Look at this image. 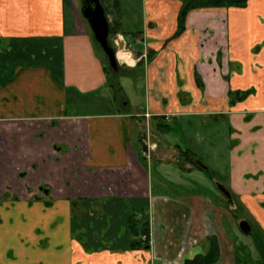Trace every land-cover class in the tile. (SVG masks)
<instances>
[{
    "label": "crops",
    "instance_id": "obj_1",
    "mask_svg": "<svg viewBox=\"0 0 264 264\" xmlns=\"http://www.w3.org/2000/svg\"><path fill=\"white\" fill-rule=\"evenodd\" d=\"M71 5L0 0V264H248L234 243L236 204L250 219L245 234L252 222L260 231V242L245 240L246 254L254 248L259 261L264 0L191 10L180 33L179 0H142L137 30L116 34L134 49L117 52L130 72L122 75L133 90L142 82L133 108L126 95H116ZM122 12L120 23H129ZM117 89L124 92L119 81ZM112 104L115 110L107 111ZM206 118L223 134L229 169L222 184L233 203L209 197L217 192L214 179L195 173L205 171L165 160L164 144L174 141L168 122L204 130L212 123ZM145 126L158 133L146 164L139 158ZM151 170L175 183L155 188ZM143 218L149 247L129 248ZM82 222L93 226L75 232Z\"/></svg>",
    "mask_w": 264,
    "mask_h": 264
},
{
    "label": "rangeland",
    "instance_id": "obj_2",
    "mask_svg": "<svg viewBox=\"0 0 264 264\" xmlns=\"http://www.w3.org/2000/svg\"><path fill=\"white\" fill-rule=\"evenodd\" d=\"M70 3H72V7H74V9H76V11H80V5H81V0H67ZM118 1V9L116 10V12L118 13V10L121 8V11H123L122 13H124L125 10V17H127L128 19H130L131 21L129 23L123 22L119 24L118 26V30L124 33V30H132V31H136L137 27L139 26L140 22H141V4H142V0H117ZM110 4L109 2L107 3V5ZM112 10L115 11V6H112ZM119 14V13H118ZM110 21L112 19V15L111 17H109ZM87 24V23H86ZM88 31L89 26L87 25ZM133 28V29H131ZM127 32V31H126ZM126 34V33H124ZM111 38V37H110ZM114 38V36H113ZM125 46V45H124ZM96 47V51L100 54V56L103 58L104 60V64L105 66L108 68L109 74H110V83L113 84V87L115 88L114 90L116 91V95L117 94H121V96L126 95L129 100H130V104H131V108H133V106L135 105V100H139L141 97V94L139 92V86L142 84V82H136L135 85V89H132V83L130 82V80L126 77L123 76L122 74H128L130 72H128L127 70V65L125 63H121V60H119V64H118V68L117 69H113L107 60L106 55L100 50L99 47ZM126 51H128L129 53L132 51H134L133 47H126L125 46ZM106 58V59H105ZM116 75V76H115ZM120 76V78H119ZM118 81L120 82V84L123 86L124 88V92H121L117 89L118 87ZM124 93V94H122ZM96 95L92 96V100H97L96 99ZM112 107L108 106L107 111L110 110H115L116 106H114L113 104L111 105ZM104 110V109H102ZM190 120H193V118H191ZM196 120V119H195ZM205 120L207 121H212V123L210 124H206L204 125V130L198 129L195 124H191L188 125L187 123H183L182 121L178 120V121H170L168 122V127L170 128V133L169 136L174 139L173 140H169L168 143L165 142V157H166V161H170V162H174L176 164L182 165V167L184 165H186V161L182 160V158L180 157V153L182 152V150L179 148V146L174 145L173 143L179 144L181 146V148L184 151L190 150L192 152H195V157L199 158L195 159L193 158V162H195V164L193 163L192 166L194 169H199V170H203L204 167L207 169V166L209 168V172H202V171H196L195 173L197 175H201L204 176L205 179L209 180L212 179L213 177H215V179H217L219 182L222 183H227V181L225 179H223L224 175L228 176V169H229V165H228V153L227 148L225 147V145L222 143L223 139V134H221L220 132L215 131V123L214 120H211V118H206ZM214 129V130H213ZM145 136H142L143 138L147 139V136L149 137V139L151 141L155 140V137L158 136V133H156L154 135L153 130L151 131V128L149 129L148 126H145L143 134ZM143 142L141 141V149L143 146ZM225 149V150H224ZM189 152V151H188ZM192 152H190L191 154H193ZM163 156H164V151H163ZM164 159V158H163ZM150 160V159H149ZM146 160L144 161V163L146 164ZM178 161H180L178 163ZM192 161V159H191ZM77 171V170H76ZM151 172H153L152 174V183L153 186L159 187L161 186H165L167 188V185H172V183H175L172 175L166 173V172H158L157 170H151ZM88 177H91L93 175H95L94 172L91 173V171H88V173L86 174ZM187 178L189 179H194V176L192 174L190 175H186ZM76 177L78 179H82V175L80 172H76ZM95 178V177H93ZM228 178V177H227ZM226 178V179H227ZM204 179V178H202ZM224 181V182H223ZM163 184V185H162ZM214 194H209V197L214 201L217 202L216 200H219L217 197H219L220 199H222L223 201H226L225 197L220 194L218 191L219 196H217V192L214 191ZM235 215L238 216V220H246V221H250L247 213L245 212V209H243L242 206L236 204V210L234 211ZM252 221V220H251ZM253 226H252V232L250 234H245L243 233L240 228L238 227V222L235 224V235L237 237L234 238V243L237 247V252L239 253H245V255L242 257L244 258V260L248 263V264H264V256L262 254L259 253V261H254V257H257V252L254 248H252V252L250 251V256H248L246 253H248V248L245 246V240L246 239H254L255 242L257 240V242H260L259 238H256L258 234L259 236H261L260 231L257 229V227L255 226V224L252 222ZM89 226H93L92 223L88 222V227L84 225V222L81 223L80 229H76L75 232H87L88 228H90ZM91 229V228H90ZM118 235H120V232L118 233ZM101 237V235H99ZM261 239V237H260ZM238 246L242 247V251H239ZM250 248V249H251ZM252 253V254H251ZM239 257V256H238ZM251 257V258H248Z\"/></svg>",
    "mask_w": 264,
    "mask_h": 264
},
{
    "label": "trees",
    "instance_id": "obj_3",
    "mask_svg": "<svg viewBox=\"0 0 264 264\" xmlns=\"http://www.w3.org/2000/svg\"><path fill=\"white\" fill-rule=\"evenodd\" d=\"M179 1L181 2V7H180L178 17H177V19H178L177 33H180L184 30L187 14L191 10L210 9V8L245 7L249 0H179ZM101 2L104 6L106 14L112 15V19L110 21V34H109V40L111 41V38L114 35H116L119 31L118 26L120 24V16L116 12V10L118 9V1L117 0H101ZM108 2L110 4L107 5ZM112 6H115V11L112 10ZM89 33H90V36H91V39H92L94 45L99 47L100 50L102 51L99 44L94 40L90 30H89ZM218 59H220V56H218ZM106 69L108 71L107 67H106ZM197 82L200 85V87H202V82H201V79L199 76H197ZM237 93L238 92H235L234 94H237ZM242 94H245V92H243ZM180 154L181 155L179 158H182L184 160H188L189 162H191L192 154L190 152L182 151ZM140 159L142 160V158H140ZM144 218H146V216ZM144 218H143V220H144ZM140 222H141L140 223L141 224L140 229L134 225L133 237L127 243V246L129 248L142 249V248L149 247L148 221L144 220V221H140ZM185 264H201V262H200V260L193 259L192 261H186Z\"/></svg>",
    "mask_w": 264,
    "mask_h": 264
},
{
    "label": "water",
    "instance_id": "obj_4",
    "mask_svg": "<svg viewBox=\"0 0 264 264\" xmlns=\"http://www.w3.org/2000/svg\"><path fill=\"white\" fill-rule=\"evenodd\" d=\"M79 13L89 26L94 40L106 55L109 65L113 69H117L119 64L117 52L125 50V41L123 38H119V35H115L117 45L109 40L110 19L101 0H83ZM239 227L244 233H249L251 229L246 220H241Z\"/></svg>",
    "mask_w": 264,
    "mask_h": 264
},
{
    "label": "flooded vegetation",
    "instance_id": "obj_5",
    "mask_svg": "<svg viewBox=\"0 0 264 264\" xmlns=\"http://www.w3.org/2000/svg\"><path fill=\"white\" fill-rule=\"evenodd\" d=\"M82 1L83 0H81V5H82ZM81 5H80V7H81ZM219 56V55H218ZM218 56H217V58H218ZM147 115V114H146ZM148 116V115H147ZM142 136H145V134L144 135H142ZM141 141L144 143L143 144V146H142V149H141V152L139 153L140 155V157L139 158H142V160L141 161H145L146 160V158H147V160H149V159H151V152L155 149V146H154V148L153 149H151V150H148V148H147V143L149 142L150 144H154L153 143V141H151L150 139H149V137L147 136V139H145V138H141ZM182 151H184L183 149H182ZM193 158H195V157H193V156H191V159H192V161L190 162L191 163V165L194 163L195 164V162H193ZM195 159H197V158H195ZM182 160H184V159H182ZM199 160V159H198ZM150 161V160H149ZM186 162H189L188 160H185ZM200 161V160H199ZM180 161H178V163H179ZM201 162V161H200ZM177 165V167H179L180 169H183V167H182V165H179V164H176ZM203 171H205V172H209L210 170H209V168L207 167V169L206 168H204L203 169ZM212 179H214L213 180V183H215V188H216V190L220 193V194H222L224 197H225V199H226V201H228L229 203H233L235 200H234V198H233V193L229 190V189H227L223 184H222V182H219L217 179H215V177H213ZM45 190H47V188L45 187V188H40L39 189V192L41 191V193L42 192H44ZM241 220H239L238 221V226H239V222H240ZM249 224V223H248ZM240 228V227H239ZM241 230V229H240ZM244 233V232H243Z\"/></svg>",
    "mask_w": 264,
    "mask_h": 264
},
{
    "label": "built area",
    "instance_id": "obj_6",
    "mask_svg": "<svg viewBox=\"0 0 264 264\" xmlns=\"http://www.w3.org/2000/svg\"><path fill=\"white\" fill-rule=\"evenodd\" d=\"M154 146H155V144H150L149 142L147 143V148H148V150L153 149Z\"/></svg>",
    "mask_w": 264,
    "mask_h": 264
}]
</instances>
